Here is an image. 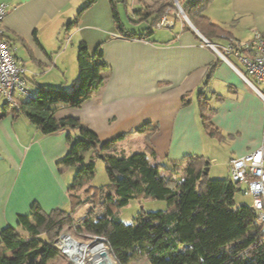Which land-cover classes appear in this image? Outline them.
<instances>
[{"label":"crops","instance_id":"1","mask_svg":"<svg viewBox=\"0 0 264 264\" xmlns=\"http://www.w3.org/2000/svg\"><path fill=\"white\" fill-rule=\"evenodd\" d=\"M87 1L0 0L6 9L4 36L13 46L14 58L26 69L24 80L32 95L40 87L67 91L77 83L74 75H68L76 55H68L69 47L61 49L62 33L70 43H84L90 55L101 47L107 67L103 84L80 108L61 107L56 119H75L100 143L120 144L115 155L148 151L153 166L167 163L171 167L194 156L209 164V140L221 144L228 162L260 147L263 103L235 72L245 71L239 59L227 55L226 62L219 54L224 53L227 39L243 44L264 32V0H210L202 15L227 36L213 37L211 42L184 12L192 27L170 7L166 8L168 28L153 32L148 39L123 38L109 0H95L77 26L68 28ZM166 1L117 0V5L125 12L131 10L132 23L148 22L154 19L151 13L156 7ZM139 27L129 32L140 34L143 31L135 30ZM5 104L0 100V233L7 228L21 231L19 217L29 216L33 209L69 210L68 190L76 174L63 157L80 136L78 130L69 129L44 136ZM202 111L218 137L204 131Z\"/></svg>","mask_w":264,"mask_h":264},{"label":"trees","instance_id":"2","mask_svg":"<svg viewBox=\"0 0 264 264\" xmlns=\"http://www.w3.org/2000/svg\"><path fill=\"white\" fill-rule=\"evenodd\" d=\"M94 1L88 0L67 27H76L80 16ZM178 1L191 24L208 41L222 35L227 38L202 15L210 0H188L185 4ZM109 2L117 32L127 39L150 38L164 10L172 4L171 0L159 4L151 13L155 15L151 26L137 34L122 25L116 14L117 0ZM8 44L13 47L9 41ZM76 62L79 79L71 92L40 87L31 99L17 102L16 114L24 116L44 136L65 129L78 130L80 136L69 146L63 162L69 167L83 165L87 153L90 154L88 163L79 170L68 190L69 211L55 209L46 213L36 208L29 216H20L19 228L26 232L27 240L14 228L0 233V264H48L62 258L61 252L52 246V240L63 231L92 239L98 237L111 250L117 264H136L140 257L146 264H264V236L251 206L235 205L234 197L239 189L229 179L208 178L204 169L209 164L203 157H188L172 164L171 169L184 168L182 180L164 177L160 172L165 166L148 162L147 157L152 153L112 154L115 141L100 143L97 136L77 120L55 118L61 107L80 108L104 82L107 67L102 61L100 46L90 55L86 45L81 43ZM200 118L206 134L218 137L203 111ZM96 159L105 164L110 183L86 189L82 198L78 193L81 175L93 177ZM144 199L164 201L168 208L142 213L141 220L132 225L123 224L115 215L130 201ZM85 206L90 209L83 218L75 220L76 210ZM96 208L101 214H94ZM225 247L228 250H224ZM7 253L13 257H8Z\"/></svg>","mask_w":264,"mask_h":264},{"label":"built area","instance_id":"3","mask_svg":"<svg viewBox=\"0 0 264 264\" xmlns=\"http://www.w3.org/2000/svg\"><path fill=\"white\" fill-rule=\"evenodd\" d=\"M176 7V0H172ZM177 9V7H176ZM178 10V9H177ZM168 9H165L160 20L156 24V29L160 30L168 28L170 23L167 20ZM6 15L4 6H0V97L4 98L7 106L15 112L19 110L17 102L19 100H29L33 96L26 87L24 80L26 69L16 61L13 55L14 49L9 46L8 41L4 38L2 21ZM184 20L186 17L180 14ZM228 45L224 48V53L219 56L227 62V55H234L239 59L245 68V73L235 70L237 75L249 85L257 94L264 106V32L256 33L246 43H238L233 39H227ZM208 44V43H206ZM241 51L246 54L242 55ZM256 81V84H261L263 90L260 91L248 78ZM15 92L17 95L15 97ZM229 181L235 185L239 192L251 199V209L255 214L256 222L260 225L261 233L264 236V132L260 147L242 157L231 159L229 161ZM71 240L72 244H64L63 240ZM58 250L62 255L67 257L71 264H94L95 254L90 250L96 245L104 247L105 252L100 253V257H106L110 263L117 264L111 250L99 241L98 237L93 238L94 243L84 244L75 240L69 233L63 231L56 239ZM76 245H82L86 249L83 251L76 250ZM73 258L77 259L76 261ZM91 258L90 263L88 259ZM97 261L95 264H97Z\"/></svg>","mask_w":264,"mask_h":264},{"label":"rangeland","instance_id":"4","mask_svg":"<svg viewBox=\"0 0 264 264\" xmlns=\"http://www.w3.org/2000/svg\"><path fill=\"white\" fill-rule=\"evenodd\" d=\"M172 2V0H171ZM170 3V2H169ZM173 2L170 6V8H176V7H172ZM117 13L121 19V23L125 26V29L128 31L133 30V27L135 26H140L139 28H135L136 31L142 32L143 28L148 27V25L151 24V22L153 21L152 19H149V21L145 22L144 20L139 21V22H135L132 23V19H133V13L131 12V10H128V12H125V10L123 9L122 5H117ZM177 12L179 13V11L177 10ZM181 16V15H180ZM74 20V19H73ZM159 30L153 28V32L157 33ZM65 33L61 34V49H66V47L68 48V55L74 53L75 59H74V63L73 64V59H72V66H70L69 68V73L68 75H74L76 80L74 82H78L79 79V73H78V68H77V53H78V48L79 45L76 43H70V41H67V37H65L64 35ZM231 62L234 63L233 60H231ZM236 64V63H234ZM239 70L244 73L245 71L240 69ZM76 72L78 73V76L76 74ZM247 78L260 90H263V86L261 84H256V81L253 80L252 78L248 77ZM71 81V79H70ZM68 88V89H67ZM67 91L71 92L72 90L70 89L71 87H67ZM30 89L33 91V89L30 87ZM17 95V92H15V97ZM4 98H0V100H3ZM209 145L207 146V150H209V154L206 155V159L209 162V171H208V178L212 179V180H219V179H228L229 178V162H228V157L229 155L226 153L225 150H223L222 146L220 143H218L215 140H209ZM120 148V144L117 147H114L112 149V154H114V152L119 151ZM135 153H132L131 155H133ZM87 153L84 155L85 157V162L83 165H77L75 167H70L72 169V171H74V173L78 174L79 170L85 166L86 163V157H87ZM101 156V155H100ZM148 162L153 165V161L151 157L147 158ZM206 160V161H207ZM172 166L170 167V165H168L166 163L165 168L162 169V171L160 172L161 176L164 177H173L179 180H182L184 178V168L182 166L176 167L174 169H171ZM211 168V169H210ZM73 173V172H72ZM110 183L108 175H107V171H106V166L103 163V161L101 159H96L95 161V168H94V175L92 178H87L85 175H81V185L80 188L78 190L79 195L84 198V191L88 188H101L104 187L106 185H108ZM77 194V193H76ZM78 195V194H77ZM234 201H235V205L236 206H251V199L248 197L243 196L239 191H237L235 193V197H234ZM168 208L167 204L164 201H157V200H152V199H144L141 200L140 202H137L135 200H132L129 202V204L118 210L115 215L119 218V220L125 224V225H132L134 222H136V220H141L142 217V213H151V212H155V211H166ZM70 209V208H69ZM90 209L89 206H85V207H80L79 209L76 210V212L73 215V218L75 220H79L81 218H83L86 214V212ZM69 211V210H66ZM94 214H101V210L96 208ZM67 233H69V235H71V237H73L75 240L80 241L81 243L84 244H88V243H94L92 238L89 237H82L79 234L77 235H73L71 232L66 231ZM18 235L21 238H24L25 240L28 239V235L26 234V232L24 231H19ZM55 239L52 240V246H55L56 248L58 247L57 244L55 243ZM58 249V248H57ZM224 250H228V247H225ZM8 257H13L11 255V253H7ZM91 258L88 259V262L90 263ZM140 261L138 263H142V264H146L145 263V259H143V257H140L139 259ZM70 263L69 259L67 257H65L63 255L62 258H55L51 261H49L48 264H67ZM71 264V263H70Z\"/></svg>","mask_w":264,"mask_h":264},{"label":"bare ground","instance_id":"5","mask_svg":"<svg viewBox=\"0 0 264 264\" xmlns=\"http://www.w3.org/2000/svg\"><path fill=\"white\" fill-rule=\"evenodd\" d=\"M63 243H64V244H72L71 240H68V239H64V240H63ZM74 247L77 248V249H76V250L71 249V253L74 252V251L78 252L79 250H80V251H83L84 249H86V248H85L84 246H82V245H76V244H74ZM90 252L96 255V256H94V264H95L97 261L102 262V261L108 260V258H106L105 256H104V257H100V253H101V252H105L104 247H102V246H100V245H96L95 247H93V248L90 250ZM73 260L76 261L77 259L73 258ZM108 261H109V260H108ZM99 262H98V263H99ZM111 264H113V263H111Z\"/></svg>","mask_w":264,"mask_h":264},{"label":"water","instance_id":"6","mask_svg":"<svg viewBox=\"0 0 264 264\" xmlns=\"http://www.w3.org/2000/svg\"><path fill=\"white\" fill-rule=\"evenodd\" d=\"M176 7H177V9H178V11H179V14H182V15H183V11H182V9H181V7H180V5L178 4L177 1H176ZM186 21H187V23L191 26V24L189 23V21H188V20H186ZM191 27H192V26H191ZM100 157H101V156H100ZM204 171H205V174H207V173H208V168L205 167ZM145 218H147V217H145ZM97 264H111V263H110V261L105 260V261L99 262V263H97Z\"/></svg>","mask_w":264,"mask_h":264}]
</instances>
